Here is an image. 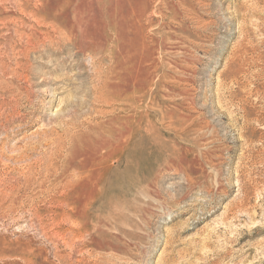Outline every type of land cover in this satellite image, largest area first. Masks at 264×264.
Returning a JSON list of instances; mask_svg holds the SVG:
<instances>
[{"label": "rangeland", "instance_id": "374dc122", "mask_svg": "<svg viewBox=\"0 0 264 264\" xmlns=\"http://www.w3.org/2000/svg\"><path fill=\"white\" fill-rule=\"evenodd\" d=\"M0 264H264V0H0Z\"/></svg>", "mask_w": 264, "mask_h": 264}, {"label": "bare ground", "instance_id": "6f19581e", "mask_svg": "<svg viewBox=\"0 0 264 264\" xmlns=\"http://www.w3.org/2000/svg\"><path fill=\"white\" fill-rule=\"evenodd\" d=\"M251 8V7H250ZM244 32V31H243Z\"/></svg>", "mask_w": 264, "mask_h": 264}]
</instances>
